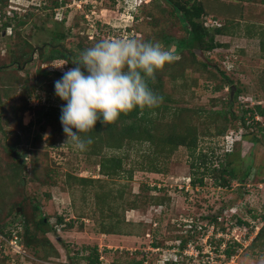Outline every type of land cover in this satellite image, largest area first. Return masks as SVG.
<instances>
[{"label":"rangeland","instance_id":"374dc122","mask_svg":"<svg viewBox=\"0 0 264 264\" xmlns=\"http://www.w3.org/2000/svg\"><path fill=\"white\" fill-rule=\"evenodd\" d=\"M53 1L0 0V28L6 21L1 17L4 13L8 17L18 13L24 20L30 14L16 38L10 28L0 32V63L11 61V54L6 52L8 43L15 49L29 41L36 48L32 60L22 70L14 68L0 75V127L6 130H0V192L4 207L0 225L19 228L22 233L24 215L30 221L39 219L34 210V205L39 204L53 229L46 237L59 257L46 260L44 251L27 247L26 257H22L6 249L5 253L0 251V264H71L72 258L77 259V264H86L85 258L94 247L103 255L102 264H210L202 253L196 257L177 251L181 240L193 234L192 222H211L215 216L222 221L211 222L215 224L211 238L217 235V229L227 231L229 223L236 224L238 219L252 227V239L240 245L232 258L219 257V252L214 254L216 264H264V243H252L264 227V131L256 127V122L264 127V118L248 120L246 127L233 118L258 104L264 107V6L243 16L241 23L234 22L239 18L231 14L223 15L219 21L203 18L207 27H218L210 25L216 21L227 31L215 36V41L226 46L206 52L211 64L201 68L193 65L187 51L176 53V40L188 34L163 0H139L144 4L139 8L140 3L133 0H66L52 11ZM219 8L224 7L219 4ZM62 20L61 27L69 36L62 43L66 50L61 49L68 55V51L78 53L74 64L80 60L79 45L86 50L103 39L135 38L171 47L176 60H181V67L170 63L156 75L163 82L161 91L171 98L169 106L183 109L178 113L179 124L182 121L198 135L196 152L179 146L161 163V172H151L139 167L146 164V156L155 149L147 144L118 151L102 148L95 155L87 148L81 152L64 144L66 136L59 119L63 102L54 94V81L72 66L59 58L38 67L39 48L49 53L54 23ZM169 38L174 39L171 45L167 44ZM46 44L49 46L45 48ZM181 69L183 76L175 78ZM221 71L234 87L226 83ZM174 120L169 116L167 123ZM11 145L15 150H10ZM230 150L238 155L226 156ZM11 152L14 156L26 155L18 166L19 174L25 178L23 184L11 179L16 169ZM114 155L125 157L124 169L133 171L131 180L127 173L107 177L100 172V160ZM230 161L233 162L228 170L236 168L235 177L230 178L228 187H222L216 181L220 177L217 169ZM248 168L250 174L243 181ZM194 176L203 179L201 187L190 185ZM79 178L93 180L86 185L75 180ZM147 186L150 191L145 190ZM120 192L124 201L119 198ZM135 195L166 196L167 202L164 206L140 204L138 210L124 211L126 202ZM21 202L23 208L18 207ZM11 208L23 212V216L8 224L11 220L6 214ZM58 217H63V224H58ZM121 219L124 223L117 227L123 234L101 233L104 226L116 225ZM69 223H73V228H67ZM235 234L242 236L240 231ZM197 236L190 243L202 249L204 238L196 239ZM209 242L217 244L214 239Z\"/></svg>","mask_w":264,"mask_h":264},{"label":"trees","instance_id":"16d2710c","mask_svg":"<svg viewBox=\"0 0 264 264\" xmlns=\"http://www.w3.org/2000/svg\"><path fill=\"white\" fill-rule=\"evenodd\" d=\"M163 1L172 8L173 14L177 15L183 25V28L188 34V36L184 39L176 40V45L178 48L176 53L181 54L183 51H187L194 62L193 65H199V67L201 68L210 66L211 63L207 59V57H205V53L226 46L215 41V36L225 35V32L227 31H225V26H205L203 18L215 17L205 9L204 4L200 0ZM65 3L66 0H54L50 8L52 11H54L60 8ZM17 14L13 17H8L6 13L1 15V17H4V19H6V21L3 23V25H1L2 27L0 28V32L7 31V29L10 28L14 32V35L11 36L16 38L18 30H20L22 26L26 25L27 19L30 18V14L25 15V20L21 19ZM15 20L16 25L13 24ZM63 23V20L61 22L54 23L56 29L54 30L52 35L53 46H51L52 48L49 49V53L47 54L45 53L44 49L39 48V68L43 63L54 61L59 58L65 59L69 65L73 66V59L77 60L79 58L78 53H75L74 51H68V53L71 55L70 56L61 49V47L65 48L62 43L66 41L69 36L63 31V28L61 27ZM68 34H70V32ZM11 36H9V39ZM173 40V38H169L167 44L171 45L173 43ZM17 46L18 48L13 49L12 46H9V43L7 44L6 52L11 54V61L9 63H0V75H2L4 72L11 71L14 68L15 70L18 69L20 71L22 70L25 63H29L32 60V56L34 55V50L36 48L33 47V45L29 41H23L20 47L19 45ZM46 46L49 45H44L45 48ZM78 49L80 53L85 50L82 45H79ZM196 57H198L199 59L197 60ZM170 65L181 67V60L175 59ZM156 74L154 79L148 81V86L158 97L161 98V102L158 104V106L152 109H135L127 115L122 114L118 118V120L112 124L101 125L100 123H97L94 131L86 134L87 137L92 140V143L87 146V149L91 150L93 155L97 154V151L102 148H108L118 151L130 145L142 146L144 144H147L155 149L154 151H150L146 156V164H140L139 167H141L142 170L161 172L159 167L161 163L168 159L179 146H186L192 153L196 152L199 142L198 135L196 134V132L191 131L189 127H185L182 121L181 124H179L178 115L181 114L178 113L183 109H173L171 106H169V103L172 102L171 98L161 91L163 90V82ZM221 74L226 80V83L233 86V81H231L229 77H226L225 72L221 71ZM182 76L183 69L180 70V75H176L175 78H181ZM237 93L240 94V90ZM229 114L232 115L233 113L229 112ZM48 115H50V113ZM169 116H173L175 118L174 121L170 122L171 124L167 123ZM256 116L264 118V107L259 104L253 108L247 109L244 112V115L233 118L239 119L243 127H246L247 121L251 120L255 122L254 120ZM256 127H258L259 131H264V127L261 126L258 122H256ZM0 130L6 133V130L4 128L0 127ZM158 133H160V135H158ZM244 137L246 138L248 137V135H244ZM10 150H15V146L11 145ZM11 154L15 159L16 165V169L14 170L11 179L13 181L19 182L20 184H23L25 178L21 174H19L18 166H20V162H23L22 158H24L26 155L25 153H17L14 156L13 152H11ZM231 155L235 156L238 154L234 155L233 151L230 150L227 152L226 156ZM124 159L125 157L122 155L121 157L116 155L110 157L104 156L99 163L100 172L107 177H119L127 173L128 175H126V177L131 180L133 178V171H126L124 169ZM235 159L236 158L234 157V160ZM232 162L233 161L228 162L226 166L227 168L222 167L220 169H217L220 177L216 179V181L219 182L220 186L222 187H228L230 178L235 177L236 168L228 170V167L232 165ZM192 168H195L194 164ZM249 174L250 168H248L247 172L245 173L243 181L246 180ZM0 180V183H3V178H0ZM75 180L88 185L92 182L93 179L79 178ZM191 185L193 187H201L203 185V179L194 176V178L191 179ZM145 190L150 191V188L147 186ZM161 190L162 189H158L159 192H161ZM1 197L2 195L0 192V212H2V210L4 209L1 202ZM119 198L124 201V195L122 192H120ZM133 198L134 199H132L131 201L126 202L127 207L126 209H124V211L138 210L140 204H142L143 206H149L150 204H153L155 206H164L167 202L166 196L159 195H135ZM18 207L23 208V203H19ZM34 210L39 213V219L34 218L32 221H30L25 215L23 219V231L21 235L23 237L25 247H27L28 249L33 248L35 250L39 249L40 251H44V257L46 260L50 257H59L58 251L53 246L51 241L46 237L48 233L53 232V229L49 227L47 218L43 216L42 212L40 211L41 208L39 204L34 205ZM21 215L23 216V212L17 211V209H9L6 216L9 217L11 221L8 224L16 223L15 221H17V218H20ZM262 218L264 219V217ZM216 220H218L217 216L211 217L209 221L215 222ZM63 222V217H58V224H63ZM121 222L124 223V220H119L116 225L110 224L108 226H104L101 230V233L106 235L123 234L120 230H118L117 227L119 226V224H121ZM237 224L246 225L247 223L242 222L241 219H238ZM2 226L0 225V230L2 229ZM66 226L67 228H73V223H69ZM195 235H198L196 237V239H198L199 236H201V233L199 231H194L192 235H190L189 233L185 239L181 240L179 250L183 251L185 248H187L188 244L193 241ZM261 240L264 243V227L260 229L259 233L255 237L254 241H252V243L255 244ZM238 247H240V244L228 245V247H226L224 251L226 259L232 258ZM154 248H158L157 245H154ZM102 256L103 255H100L99 253L98 247H94L93 251L85 258V262L86 264H102ZM3 260L6 261V258H3ZM72 260L71 264H77V259L72 258Z\"/></svg>","mask_w":264,"mask_h":264},{"label":"clouds","instance_id":"9594fccd","mask_svg":"<svg viewBox=\"0 0 264 264\" xmlns=\"http://www.w3.org/2000/svg\"><path fill=\"white\" fill-rule=\"evenodd\" d=\"M175 59L171 47L135 38L103 39L81 52L79 62L54 81V94L63 102L59 119L64 144L83 152L92 143L86 134L97 123L112 124L122 114L158 106L161 98L148 81Z\"/></svg>","mask_w":264,"mask_h":264},{"label":"built area","instance_id":"2783aa9c","mask_svg":"<svg viewBox=\"0 0 264 264\" xmlns=\"http://www.w3.org/2000/svg\"><path fill=\"white\" fill-rule=\"evenodd\" d=\"M85 3V1H81V3ZM135 4H139V0H133ZM211 26H220L216 23V21H213ZM208 26V25H206ZM218 221L221 222L222 218H218ZM192 226L194 231H199L201 233V236H199L198 239L204 240V246L201 248H198L197 246L192 245L191 243L188 244L187 248L184 249L181 254L188 255V256H201L205 258L206 263L210 262V264H216L217 261L215 260V253L219 252V257H224L225 254L224 251L228 245H235L240 244L244 245L249 239H252V232H251V226L248 228L247 225H241L239 226L236 220V224L233 222L229 223L228 230L225 231L224 229H220L216 231V236L211 238L215 233V224L211 222H192ZM15 227H3L0 230V251L2 253H5L6 249H9L10 252H12L14 255H20L22 257H26V251H25V244L22 237V233L18 229H14ZM21 230V229H20ZM189 230H192L189 228ZM192 231V232H194ZM242 234L241 238L237 237L235 232H239ZM215 240L217 241L216 245H212L209 240ZM178 252V251H177ZM196 254V255H195ZM205 260L203 262H205ZM46 264V263H44Z\"/></svg>","mask_w":264,"mask_h":264},{"label":"crops","instance_id":"0c3cea01","mask_svg":"<svg viewBox=\"0 0 264 264\" xmlns=\"http://www.w3.org/2000/svg\"><path fill=\"white\" fill-rule=\"evenodd\" d=\"M205 9L219 21L220 17L223 15H236L238 20L234 21L236 23H241L243 16H249L252 10H258L259 6H264V0H200ZM215 2V5L213 4ZM224 7V8H219ZM214 5V8H212ZM261 9V8H260ZM244 18V17H243ZM249 22V20L247 21ZM252 23V20H250ZM261 27H264V23H261ZM246 26L250 27L247 23ZM252 27V26H251ZM251 30V29H250Z\"/></svg>","mask_w":264,"mask_h":264},{"label":"water","instance_id":"95a60500","mask_svg":"<svg viewBox=\"0 0 264 264\" xmlns=\"http://www.w3.org/2000/svg\"><path fill=\"white\" fill-rule=\"evenodd\" d=\"M5 33V32H4Z\"/></svg>","mask_w":264,"mask_h":264}]
</instances>
